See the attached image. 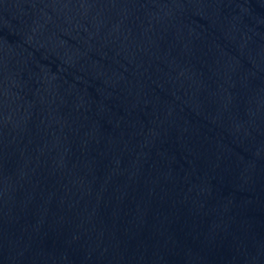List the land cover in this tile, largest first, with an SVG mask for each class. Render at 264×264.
I'll return each mask as SVG.
<instances>
[{
	"label": "water",
	"instance_id": "95a60500",
	"mask_svg": "<svg viewBox=\"0 0 264 264\" xmlns=\"http://www.w3.org/2000/svg\"><path fill=\"white\" fill-rule=\"evenodd\" d=\"M0 264H264V0H0Z\"/></svg>",
	"mask_w": 264,
	"mask_h": 264
}]
</instances>
